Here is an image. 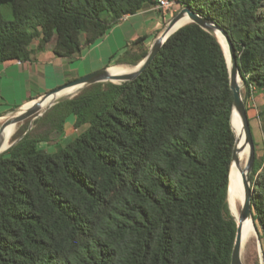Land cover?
<instances>
[{
	"label": "trees",
	"instance_id": "obj_1",
	"mask_svg": "<svg viewBox=\"0 0 264 264\" xmlns=\"http://www.w3.org/2000/svg\"><path fill=\"white\" fill-rule=\"evenodd\" d=\"M175 1L227 31L245 100L264 90V0ZM157 3L0 0V64L30 60L36 39V50L55 39L53 53L73 58ZM147 37L115 65L142 62ZM233 101L221 44L190 23L136 80L97 83L54 105L0 156V264H231ZM71 117L84 132L57 153L42 148ZM251 183L264 232V156Z\"/></svg>",
	"mask_w": 264,
	"mask_h": 264
},
{
	"label": "water",
	"instance_id": "obj_2",
	"mask_svg": "<svg viewBox=\"0 0 264 264\" xmlns=\"http://www.w3.org/2000/svg\"><path fill=\"white\" fill-rule=\"evenodd\" d=\"M185 17H188L190 19V23H195L199 25L202 29L210 33L211 35L215 36L217 40L219 41L217 37V33H220L226 40L228 45V51L230 56V62L228 61L227 54L223 48V45L221 44L223 51L225 53V57L228 64L229 69V75H230V88L233 92L234 101H233V112H232V119H231V125L232 129L236 136V143L233 151L232 156V164H236V166L239 168V170L243 174V183L245 187V200L242 205V209L240 211L239 217L236 218L231 210L230 202H229V189H228V203L230 207V211L235 218V221L237 222V234L235 239V244L232 252V258H231V264H243L241 259V250L243 245V238H244V224L249 220L253 218V212H252V197H253V190L252 183L250 181L249 175L251 171L253 170L254 161H255V145H254V139L253 134L251 131V126L249 122V117L247 113V108L245 104V100L243 98L242 93V86L245 85V81L243 80L240 72V67L238 64V58L235 53V48L233 46V43L225 29H223L221 26H219L217 23H215L210 18L190 9V8H184L182 9L176 16L173 17V19L167 24L165 30L155 39L153 45L151 46L148 55L146 58L140 62L137 65V69L135 71H132L128 74L119 75V76H112L109 73V68L101 69L95 72H92L88 75L82 76L70 83H67L66 85H63L62 87L44 95L43 97L33 101L35 102L33 106L22 110L25 108L24 106L21 107L16 113H14L12 116H10L1 126L0 128V156H2L6 151H8L11 147H13L17 142H13L10 144L7 148H4V142H5V130L10 125H17L19 123H22L30 118L36 120L40 117H42L50 108H52L54 105L58 104L59 102L65 100V99H71V98H62L55 102H53L48 108H43L44 102L50 98V97H56L58 92H60L62 89H65L67 87H74V86H80L81 89L97 84V83H114V84H122L125 82H131L136 80L145 70L146 68L153 62V60L158 55L159 51L162 49V47L165 45V43L168 41V39L175 34L179 29L173 31V28L176 24H178L180 21H182ZM189 23V24H190ZM184 27V26H183ZM242 82V85H241ZM80 89V90H81ZM79 90V92H80ZM44 110V112H43ZM237 114L240 118L243 126L244 131V140L245 144L249 147V160L248 163L243 170L241 168V162L239 159V143L240 138L237 135L235 128L233 126V116L234 114ZM31 131V128L28 130V132L25 134L27 135ZM231 171V170H230ZM257 231V230H256ZM258 234V232H257Z\"/></svg>",
	"mask_w": 264,
	"mask_h": 264
},
{
	"label": "crops",
	"instance_id": "obj_3",
	"mask_svg": "<svg viewBox=\"0 0 264 264\" xmlns=\"http://www.w3.org/2000/svg\"><path fill=\"white\" fill-rule=\"evenodd\" d=\"M135 18L140 19L139 21L136 19L133 24L140 26H138L139 29H137L133 36H131L130 44L136 41L139 37L146 35L148 37L145 39L144 43L150 50L151 45L153 44V36L161 31L163 25H165L168 22V19H170V16L166 11L157 10L155 6L145 7L136 15H126V18H122L120 22H130L131 20H135ZM113 27L110 30H113ZM99 44L100 43L98 42L91 47H84L82 51L73 58H60L56 56L51 49L47 48L42 51H36L30 60L1 63L0 106L4 104L7 107H12L13 105L14 108L6 109V111L1 112L0 119L5 118L6 115L13 113V111L26 106L67 83L88 75L92 73V71H98L99 69L92 70L93 64L92 62L90 63L89 58L91 55L90 49L95 48ZM130 44H127V47ZM36 48V45H34L33 49L36 50ZM80 61H83L82 66L86 71L83 74L80 72L79 65L74 64L77 62L79 63ZM112 62L113 60L110 61V63ZM112 65H115V63ZM109 67L106 66L104 69ZM72 124H75L74 117L72 118ZM67 127L66 124L63 133H66ZM74 139H76V137L72 138L68 143Z\"/></svg>",
	"mask_w": 264,
	"mask_h": 264
},
{
	"label": "rangeland",
	"instance_id": "obj_4",
	"mask_svg": "<svg viewBox=\"0 0 264 264\" xmlns=\"http://www.w3.org/2000/svg\"><path fill=\"white\" fill-rule=\"evenodd\" d=\"M171 1L174 2V6L170 10L166 11L167 14L170 16V19H168V22L165 25H163L161 31L156 33L153 36L152 43H154L155 39L165 30L167 24L173 19V17L176 16L182 9L185 8L181 4H179L177 1L175 0H171ZM3 12L5 13V16L7 18H11L10 10L3 9ZM136 19L137 18H135V20H131L130 22H120L119 24L115 25L113 27V30H110V32L103 39L99 41L100 44L98 46L90 49L91 55H90L89 61L90 63L92 62L93 64L92 70H95V69L100 70V69H104V67L106 66H111L113 63H116L117 60L120 59L121 56L124 55L125 50H127L126 49L127 44H130L131 36H133L134 32L137 29H139L138 26L140 25L133 24L136 21ZM139 19L140 18H138L137 21H139ZM39 41L40 39H36L33 42V46L34 45L38 46ZM54 45H55V39L50 42L47 48L53 51ZM139 50L140 49H138V51ZM36 51L38 52L39 50H35L34 54L36 53ZM112 60L113 62L110 63V61ZM82 62L83 61H80L79 63L78 62L74 63L75 65L76 64L79 65L81 74L86 72L84 67L82 66ZM114 66L116 65H112L111 68ZM130 68H133V67L130 66ZM241 85H242V82H241ZM83 89H81L80 92ZM247 90L248 89L246 88V84L243 85L242 93H243L244 100L246 98ZM80 92L78 91L77 94H79ZM65 100H68V99H65ZM245 104H246V108L248 112V117L250 120V126H251V130L253 134V139L255 142L254 144L255 145V161H256V158L258 160H261L262 157L264 156V90L259 89L257 86H254L252 88L251 96L248 98V100L247 99L245 100ZM2 106H0V113L6 111V109L14 108L13 105L12 107L11 106L7 107L6 105L2 104ZM18 110L13 111V113L6 115L5 118L0 119V127L10 116H12ZM72 118H70L67 122L68 127H67L66 133L53 134L52 136L53 143L50 145L44 143L41 145L42 148H44L49 153H57L62 148H64L68 144V142L72 140V138H75L79 136L80 134H82V132H84L86 127L76 129L74 125L72 124ZM38 119L34 120L30 118L22 123L15 125L16 127L15 133H17L20 129H23L25 127H27V130L31 128V131H32V129L35 127V121H37ZM22 138L23 136L14 142L18 143ZM248 158H249V152H248V156H246L241 163L243 167L247 165L248 160H249ZM255 161H254V164H255ZM253 170H254V166H253ZM253 170L251 171V173L253 172ZM251 173L249 175L250 181H251ZM252 187H253V184H252ZM241 209H242V205H240V211ZM254 223H255V220H254ZM255 226L258 232V236L253 238L249 243L242 245L241 259H242L243 264H264V232L259 227V225L258 226L256 225V223H255Z\"/></svg>",
	"mask_w": 264,
	"mask_h": 264
},
{
	"label": "bare ground",
	"instance_id": "obj_5",
	"mask_svg": "<svg viewBox=\"0 0 264 264\" xmlns=\"http://www.w3.org/2000/svg\"><path fill=\"white\" fill-rule=\"evenodd\" d=\"M191 21L188 17H185L182 21H180L178 24L175 25L173 28V31L177 30L180 27H183L187 24H189ZM217 37L221 44L223 45V48L227 54L228 61L230 62V56H229V51H228V45L225 40V38L220 34L217 33ZM137 69V65L133 68L130 67H125V66H114L109 69V73L112 76H119V75H124L128 74L132 71H135ZM81 87L80 86H74V87H67L65 89H62L60 92H58L56 97H50L48 98L44 104L43 108H48L53 102L62 99V98H71L74 95H76ZM35 102H31L24 106V109H27L31 106L34 105ZM20 111H18L19 113ZM233 126L235 128V131L237 135L240 138V143H239V159L240 162L244 160L246 156H248L249 152V147L248 145L245 144V138H244V131H243V126L240 118L238 115L235 113L233 116ZM15 125H10L7 127L5 130V142L3 147L7 148L13 141V136L15 134ZM249 159V158H248ZM247 159V160H248ZM246 160V161H247ZM247 163V162H245ZM246 167V166H245ZM245 167L242 166L241 168L244 170ZM245 200V187L243 183V174L239 170V168L236 166L235 163H233L230 171V188H229V202H230V207L232 210L233 215L238 218L240 214V205H243ZM257 231H256V226L255 223L253 222L252 219H249L245 224H244V238H243V245L249 243L253 238L257 237Z\"/></svg>",
	"mask_w": 264,
	"mask_h": 264
},
{
	"label": "built area",
	"instance_id": "obj_6",
	"mask_svg": "<svg viewBox=\"0 0 264 264\" xmlns=\"http://www.w3.org/2000/svg\"><path fill=\"white\" fill-rule=\"evenodd\" d=\"M174 6V2L171 0H158V3L155 5V8L159 11L170 10ZM124 19L126 18L123 17Z\"/></svg>",
	"mask_w": 264,
	"mask_h": 264
}]
</instances>
